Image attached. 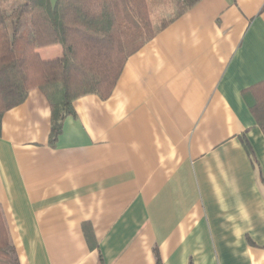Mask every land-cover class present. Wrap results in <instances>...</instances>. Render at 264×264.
Wrapping results in <instances>:
<instances>
[{"label":"crops","instance_id":"obj_1","mask_svg":"<svg viewBox=\"0 0 264 264\" xmlns=\"http://www.w3.org/2000/svg\"><path fill=\"white\" fill-rule=\"evenodd\" d=\"M121 70L54 144L40 89L3 113L20 263L264 264V133L242 91L264 80V0H199Z\"/></svg>","mask_w":264,"mask_h":264},{"label":"trees","instance_id":"obj_2","mask_svg":"<svg viewBox=\"0 0 264 264\" xmlns=\"http://www.w3.org/2000/svg\"><path fill=\"white\" fill-rule=\"evenodd\" d=\"M147 2L23 0L11 9L0 5V127L3 113L38 88L51 107L54 144L65 119L75 115L78 97L108 98L128 56L199 0H174L175 13L157 29ZM53 45L61 46V55L44 58L40 49ZM242 91L264 133V80ZM243 142L251 151L248 140L243 138ZM8 231L0 209V264H21Z\"/></svg>","mask_w":264,"mask_h":264},{"label":"rangeland","instance_id":"obj_3","mask_svg":"<svg viewBox=\"0 0 264 264\" xmlns=\"http://www.w3.org/2000/svg\"><path fill=\"white\" fill-rule=\"evenodd\" d=\"M23 0H1L0 5L5 9H11L14 6H17ZM174 0H148L150 11L152 16V20L154 23V27H158L160 22L164 18H168L172 14L175 13V5ZM47 49L50 48H43L42 53L44 56H52L48 54Z\"/></svg>","mask_w":264,"mask_h":264}]
</instances>
